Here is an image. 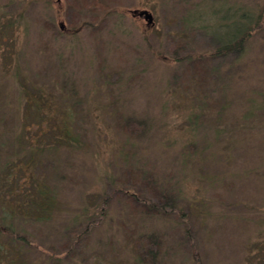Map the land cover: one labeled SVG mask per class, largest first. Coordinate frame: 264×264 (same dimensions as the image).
Instances as JSON below:
<instances>
[{
  "label": "rangeland",
  "instance_id": "obj_1",
  "mask_svg": "<svg viewBox=\"0 0 264 264\" xmlns=\"http://www.w3.org/2000/svg\"><path fill=\"white\" fill-rule=\"evenodd\" d=\"M21 84L47 115L12 109ZM65 109L84 147L31 167L54 201L8 218L31 241L9 260L264 264V0H0L6 153L12 123L26 141ZM29 177L12 169L4 206Z\"/></svg>",
  "mask_w": 264,
  "mask_h": 264
},
{
  "label": "trees",
  "instance_id": "obj_2",
  "mask_svg": "<svg viewBox=\"0 0 264 264\" xmlns=\"http://www.w3.org/2000/svg\"><path fill=\"white\" fill-rule=\"evenodd\" d=\"M242 38L243 36H240L234 42L224 44L220 50L233 48L238 49V45L241 43V41H243ZM11 78L14 79L13 77ZM28 89V86H24L23 84L18 87L17 95H15V104H12V109L15 107L18 108L19 106L24 109L35 108L38 114H46L44 111H41V106L46 103V99H42L43 97L36 99L35 96H32V93H29ZM71 116V111L69 109H65L62 114L58 116H52L47 122L48 125H46L44 128L40 127V121L36 122L39 128H37V130L34 131L35 134L26 141L23 140V136L21 135L28 127V124H25L21 120L15 121L16 123H12L13 125L9 130L14 135L11 141L9 140V143L11 142L12 146V153L10 154H7L6 152L8 150L4 149L6 144L4 142V138L2 137L3 134L0 133V264H17V261L13 258L14 256L11 258V260H9L8 255L10 256V253L18 252L19 247H21L22 244L26 246L31 244V241L27 235L16 229L17 227L15 224L10 223L8 218L15 214L22 213L20 211H25L29 205H33L36 208L39 206L41 209L48 211L54 201V195L51 189L49 190V187L43 178L31 171V167H39L38 165H40L42 161L41 158L45 153L50 151H59L63 149L68 150L69 152H77L84 147L83 137L80 136V132L78 130L79 128H77L78 126L75 125V122L71 119ZM3 155L5 156L3 157ZM14 168H20L23 170V172L28 171V173H30L29 180L24 181L29 182L27 184L29 185V190L26 187L23 188V196L25 198L22 201L16 202L18 208L12 207L10 204H6L7 202H5V206L2 203V197L5 198L4 188L8 184V181L10 180L9 177L12 175V169ZM16 179L14 180V183L10 185L11 189L17 184V182H15L17 181ZM137 197L139 196H135L134 200H136ZM141 205L143 206L142 208L144 211L166 212V209L164 206H162V204L153 203L149 199L146 200L142 198ZM103 208L104 206L102 205L101 209ZM169 211L176 212L172 209ZM179 213L181 216L183 215L181 209H179ZM88 230L89 226L87 224L81 231L75 234L72 231L69 232L72 242L77 243L81 237L86 235ZM139 250H143L144 252L142 253H145L146 251V253H148L147 256L154 255V253L149 249V242H146L145 244L142 242ZM48 256L52 262L53 260L56 261L62 257L59 254L56 255V253L53 252H50ZM88 264L104 263H101L97 260L88 261Z\"/></svg>",
  "mask_w": 264,
  "mask_h": 264
},
{
  "label": "water",
  "instance_id": "obj_3",
  "mask_svg": "<svg viewBox=\"0 0 264 264\" xmlns=\"http://www.w3.org/2000/svg\"><path fill=\"white\" fill-rule=\"evenodd\" d=\"M133 13H137L139 16H143L144 19L146 20V24L150 25L153 21V16L150 11L147 9H140V10H133Z\"/></svg>",
  "mask_w": 264,
  "mask_h": 264
}]
</instances>
